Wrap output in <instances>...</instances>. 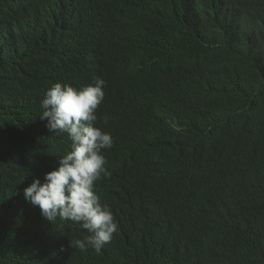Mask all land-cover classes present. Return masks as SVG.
I'll return each mask as SVG.
<instances>
[{"label":"clouds","instance_id":"obj_1","mask_svg":"<svg viewBox=\"0 0 264 264\" xmlns=\"http://www.w3.org/2000/svg\"><path fill=\"white\" fill-rule=\"evenodd\" d=\"M156 1L162 6L159 0H0V40L37 59L35 74L23 68L0 96L1 231L5 210L18 197L3 199L6 175L17 162L15 172L30 167L41 141L52 143L51 151H44L50 159L40 171L43 182L34 179L22 190L30 211L14 205L19 225L11 228L33 247L22 264L32 259L76 264L80 251L113 247L122 233L115 202L124 207L151 198L179 203L171 219L177 246L213 233L217 215L254 206L242 182L264 174V132L241 145L217 120L206 121L209 114L204 118L197 100L182 92L226 58L216 51L213 58L198 57L203 64L194 71L186 68L193 65L183 66L189 53L209 50L190 45L170 53L163 49L165 29L156 17L163 10ZM215 1L217 15L234 24L264 14V0ZM179 2L189 8L192 21L205 18L199 0ZM72 39L77 42L54 48ZM38 44L44 50L38 51ZM20 115L31 119L15 130ZM159 125L181 134L183 141L149 137ZM210 196L217 198L216 212L201 205ZM21 210L29 215L24 221ZM163 226L165 231L166 220ZM64 228L72 229V236L56 240L53 235ZM225 228L234 238L236 229L220 231ZM257 231L264 235V227ZM212 261L207 250H197L178 264ZM94 263L102 264L96 257L89 262ZM250 264H264V257L253 256Z\"/></svg>","mask_w":264,"mask_h":264},{"label":"trees","instance_id":"obj_2","mask_svg":"<svg viewBox=\"0 0 264 264\" xmlns=\"http://www.w3.org/2000/svg\"><path fill=\"white\" fill-rule=\"evenodd\" d=\"M159 1L163 2L162 6H166L156 14L166 31L163 49L170 53L190 45L189 47L198 50L210 51L189 53V57L182 59L183 66L193 65L192 68H186L194 71L196 65L203 64L199 63L198 57L209 55L213 58L216 51H222L226 61L221 66L218 65L209 76L202 77L200 81L197 78L193 85L185 86L182 92L197 100L196 107L204 118L209 114L206 121L217 120V125L224 128V132L239 139L241 145L247 146L251 136L264 132V14L244 24H234L217 15L218 3L215 0H199L197 8L204 13L205 18L192 21L189 8L179 0ZM155 4L158 6L159 2L156 1ZM37 37L41 43L47 44L41 37ZM45 37L50 41L51 32L47 31ZM72 41L77 42L72 39L54 43V48H66ZM39 49L44 50V47L38 44L37 50ZM36 60L30 51L26 50L24 54L17 44L0 40V96L2 88L23 68H30L31 74H35ZM215 101H224L223 106H217ZM30 119V116H18L13 128L17 130L20 126H25ZM152 135L177 143L183 141L181 134L177 137L162 125L151 128L148 136ZM39 148L38 153H33L30 167L27 164L23 171L15 172L19 165L17 162L14 170L8 172L5 182L8 187L2 195L3 199H11L18 193L14 205L27 211L30 210L22 200V190L34 179L43 182L41 177L44 174L40 171L50 159L44 151L49 153L52 143L49 140L41 141ZM242 186L254 197V206L232 214L217 215L213 233L202 235L193 244L182 246L174 243L177 237L171 223L179 203L167 198H151L149 201L135 202L130 207H124L115 202L120 210L121 236L113 247L105 245L100 253L92 249L80 251V262L76 264H89L95 257L102 264H178L191 255L189 252L197 250H207L213 260L210 264H236V261L250 264L253 256L264 257V235L257 231L264 227V174L255 180L243 181ZM14 205L5 210L3 224L6 229L0 230V264H22L26 251L33 249L11 228L19 225ZM201 205L216 212L218 201L215 196H210L201 200ZM21 212L20 218L24 221L29 215L24 210ZM165 220L167 226L164 231ZM224 226L236 229L234 238L231 229L220 231ZM225 231H231V234L227 236ZM72 234V229L64 228L53 236L59 240L64 236L71 237ZM66 243L69 244L68 239ZM251 243H256L258 247L254 249ZM158 244L162 246L159 247ZM56 262L59 264L60 260ZM30 263L54 264L52 260L41 262L39 259H32Z\"/></svg>","mask_w":264,"mask_h":264},{"label":"bare ground","instance_id":"obj_3","mask_svg":"<svg viewBox=\"0 0 264 264\" xmlns=\"http://www.w3.org/2000/svg\"><path fill=\"white\" fill-rule=\"evenodd\" d=\"M148 7H150V6H148ZM148 7H146V8H148ZM157 7H162V8H164V7H166L165 5H163V6H157ZM79 12H82V11H79ZM81 14V13H80ZM224 18L226 17V16H223ZM226 19H227V17H226ZM225 19V20H226ZM229 19V18H228ZM258 24H256V26H257ZM92 32L94 33V35L96 34L95 32H96V29H94V30H92ZM166 32V31H165ZM154 35L156 36V35H158V32H156V33H154ZM48 138L49 139H53V136L50 134V131L48 130ZM192 167H194V166H192ZM193 170H195V168H193ZM198 171V170H197ZM198 173H199V171H198ZM189 175V174H188ZM190 176H188V178L187 179H191V178H189ZM185 185V184H184ZM246 230V229H245ZM29 245L31 244V243H28ZM125 244H126V241H125ZM159 245V247H161L162 245L161 244H158ZM251 246L255 249L256 247H258V245L256 244V243H251ZM54 250H56V249H54ZM189 254H193L192 252H189ZM242 262H240V261H236V264H241ZM94 264H97V263H94Z\"/></svg>","mask_w":264,"mask_h":264}]
</instances>
